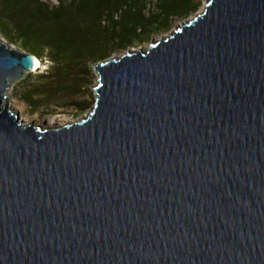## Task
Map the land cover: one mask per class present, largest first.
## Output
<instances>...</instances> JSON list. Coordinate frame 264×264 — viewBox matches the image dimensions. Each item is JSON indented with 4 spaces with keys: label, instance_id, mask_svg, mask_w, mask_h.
<instances>
[{
    "label": "water",
    "instance_id": "obj_1",
    "mask_svg": "<svg viewBox=\"0 0 264 264\" xmlns=\"http://www.w3.org/2000/svg\"><path fill=\"white\" fill-rule=\"evenodd\" d=\"M36 59L0 39V264H264V0L102 58L80 119L20 117Z\"/></svg>",
    "mask_w": 264,
    "mask_h": 264
},
{
    "label": "trees",
    "instance_id": "obj_2",
    "mask_svg": "<svg viewBox=\"0 0 264 264\" xmlns=\"http://www.w3.org/2000/svg\"><path fill=\"white\" fill-rule=\"evenodd\" d=\"M198 6L195 0H0V30L46 61L19 98L33 109L53 100L83 110L91 103L78 94L87 88L91 65Z\"/></svg>",
    "mask_w": 264,
    "mask_h": 264
},
{
    "label": "rangeland",
    "instance_id": "obj_3",
    "mask_svg": "<svg viewBox=\"0 0 264 264\" xmlns=\"http://www.w3.org/2000/svg\"><path fill=\"white\" fill-rule=\"evenodd\" d=\"M44 1L56 2L55 0H44ZM195 1H199V6L196 10L189 12L187 15L183 17L173 16L167 28L162 27L159 30H156L155 32L150 34L143 41L135 40L131 45L111 51L107 53L106 55H104L102 58L109 57L110 55L119 56L127 49H134V50L146 49V47L151 41L156 40L160 37L167 36L179 24L191 18L196 12H201L204 7V3L207 0H195ZM0 39L7 40L12 45L17 46L20 49L29 51L27 48L21 46L18 42H15L14 40L9 39L8 36H6L1 30H0ZM101 59H99L98 61H100ZM40 62H41V65H39L36 69H33L27 72L22 78L15 81L9 88V93H10V98H11L10 103L12 104L13 107H15L19 111L21 117L27 122L31 120L42 122L44 120L46 121L47 119H48L47 121H49L50 118H53L56 122L63 123L67 120L72 121L73 119L74 120H76L77 118L80 119L82 116L86 115L89 112L90 108L92 107L93 99H95V96H96L94 86L96 84V77L98 73L94 69L93 65H91V68L89 70V77H88L87 85H86L87 88L84 90H81L80 93L78 94L79 101H83L84 103H87V104L91 103V104H88V106L85 107L83 110H80L76 108L75 106H69L66 104L59 103V102L57 105H54L53 103H56V102H54L53 100H50L48 103L44 104L38 109H33L19 98V94L22 93L24 89H27V87L37 83L36 75L40 73L42 70H44L46 67V61L41 60ZM53 108L56 109L57 111L56 113L47 112L48 109H53Z\"/></svg>",
    "mask_w": 264,
    "mask_h": 264
},
{
    "label": "bare ground",
    "instance_id": "obj_4",
    "mask_svg": "<svg viewBox=\"0 0 264 264\" xmlns=\"http://www.w3.org/2000/svg\"><path fill=\"white\" fill-rule=\"evenodd\" d=\"M39 65H41V62H39V60L36 59V60H35V67H34L33 69H36ZM33 69H32V70H33ZM20 117H21V115H20ZM21 118H22V117H21ZM52 121L54 122L55 120H54L53 118H50V119H49V122H52Z\"/></svg>",
    "mask_w": 264,
    "mask_h": 264
},
{
    "label": "built area",
    "instance_id": "obj_5",
    "mask_svg": "<svg viewBox=\"0 0 264 264\" xmlns=\"http://www.w3.org/2000/svg\"><path fill=\"white\" fill-rule=\"evenodd\" d=\"M56 1V0H55ZM152 1H156V0H152Z\"/></svg>",
    "mask_w": 264,
    "mask_h": 264
}]
</instances>
